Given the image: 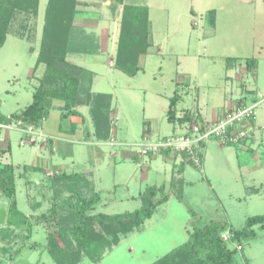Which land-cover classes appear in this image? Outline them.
<instances>
[{"label": "rangeland", "instance_id": "374dc122", "mask_svg": "<svg viewBox=\"0 0 264 264\" xmlns=\"http://www.w3.org/2000/svg\"><path fill=\"white\" fill-rule=\"evenodd\" d=\"M47 3L48 0H38L35 12L15 11L7 39L0 48V112L8 116L32 101L33 91L44 74L45 65L36 69L35 65ZM124 4L149 7L152 44L142 56L143 70L129 76L115 66L123 4L114 8L111 0H76L71 42L74 47L67 55L68 60L95 71V91L113 94L111 139L91 141L90 130L69 135L66 141L62 140L65 136H56V149L58 143L65 154L73 152L64 159L57 156L62 151H52L53 145L41 140L43 136L24 145L20 132L1 133L4 139L9 138L10 149L3 143L0 164L12 163L17 167L18 205L30 216L32 229L18 231L6 254L0 244V264H55L46 250L47 228L52 222L39 216L48 212L54 201L64 203L69 192L55 194L56 187L51 182L55 171L35 172L23 167L51 158L54 164H65L63 170L67 172H86L92 189L83 188V195L88 198L92 191L101 193L93 213L138 209L142 206L141 194L150 185L165 184L169 194L168 200L156 207L140 229L124 235L101 261L85 258L82 264H151L185 243L194 226L215 220L227 224L223 238H228L229 247L237 250V264H264V229L260 225L253 227L256 236L251 239H229L231 227L242 229L248 217L264 214V128L254 132V148L212 138L204 148L203 168L188 163L181 175L171 162L176 158L173 155L168 157L171 161L166 160L165 154L123 155L125 148H138L149 128L148 137L152 139L173 132L166 111L176 91L186 101L178 104H186L182 112L199 102L210 116L213 108L223 106L222 111L244 96L247 104H251L253 97L258 98L255 90L247 92L244 83L257 85L264 92V0H124ZM211 9L216 10L214 26L208 22ZM228 57L237 58L231 69ZM248 58L257 59L260 64L255 75L245 72ZM226 73L232 75L231 81L242 82L243 87L236 91L239 95L232 91L238 87L234 81L230 82L232 89L226 84ZM228 94L236 96L224 106ZM60 102L63 103L58 100L55 104ZM59 114L55 107L48 122H58ZM256 121H264V101L257 107ZM90 126L94 130L89 123ZM177 126L180 125L174 128ZM43 134L49 135L44 130ZM253 152L261 161L253 157ZM259 187V192H253V188ZM36 204L39 206L33 207Z\"/></svg>", "mask_w": 264, "mask_h": 264}, {"label": "trees", "instance_id": "16d2710c", "mask_svg": "<svg viewBox=\"0 0 264 264\" xmlns=\"http://www.w3.org/2000/svg\"><path fill=\"white\" fill-rule=\"evenodd\" d=\"M117 4H123V9L115 66L129 76H136L143 70L141 58L152 44L149 7L124 4V0H111L112 7L116 8ZM37 5L38 0H0V48L7 39L15 11L28 12L34 9L35 12ZM75 8L76 0H48L35 65L36 69L40 64H44L45 71L33 91L32 101L12 113L11 117L42 128L54 109V101L60 100L63 105L60 107L59 129L62 132L74 133L77 125L70 121V117L81 115L77 107L86 105L93 121L92 135L95 140L108 141L113 130V94L94 92L92 90L94 72L67 58L74 47L71 42ZM208 13V22L210 26H214L216 10L211 9ZM227 61L231 67L237 58L228 57ZM245 65L253 73L257 59L248 58ZM181 97L179 91L171 97L167 110L168 121L175 125H184L198 117L202 118L199 113L189 109L182 116H177V105ZM259 100L253 97L251 103ZM245 102L246 96L240 100V103ZM0 119L3 122L12 121L1 112ZM52 140L53 138L49 137L47 142L50 143ZM248 149L252 151L250 147ZM165 155L171 156L168 151H165ZM185 163L193 165L190 161ZM25 168L42 171V167L26 165ZM51 182L53 188L56 187L55 194L65 195V192H69L64 203L54 201L48 212L39 216L41 220L52 222L51 227L47 228L46 250L55 264H82L85 258L92 262L101 261L105 253L118 245L124 235L140 229L153 215L156 207L169 198L165 184L150 185L141 194L142 206L138 209L115 214L93 213L94 206L101 199V193L92 191L93 194L88 198L83 195V188L92 189L90 179L85 173L58 171L53 174ZM260 190V187L253 188V192ZM0 197L5 198L9 204L6 221L0 226V244H3L1 251L6 254L7 246L18 236V231L26 227L29 231L32 229L30 216L18 205L16 169L12 163L0 164ZM178 197L182 199L181 194ZM36 205L33 207L39 206ZM255 225H260L264 229V214L248 217L242 229L231 227L229 239L240 241L255 237L256 232L253 228ZM226 228V223L217 220L204 226H194L185 243L173 248L151 264H237V250L229 247L228 238H223L222 232ZM27 236H30V233Z\"/></svg>", "mask_w": 264, "mask_h": 264}, {"label": "built area", "instance_id": "2783aa9c", "mask_svg": "<svg viewBox=\"0 0 264 264\" xmlns=\"http://www.w3.org/2000/svg\"><path fill=\"white\" fill-rule=\"evenodd\" d=\"M264 101L262 97L258 102L247 104L233 101L229 106L216 114L211 119L196 118L191 123L180 124L173 132L158 139L145 137L136 150H132L134 155L152 157L157 154L176 155L185 162L203 168L204 148L206 143L212 138H218L225 144L243 146L249 145L254 132L264 128L257 124V107ZM11 122H3L0 119V149L3 146V130H17L24 134L23 144L30 145L35 140H47L50 135L43 134V130L33 124L25 123L22 120H15L11 116ZM38 138V139H37ZM117 144V143H116ZM131 146V145H129ZM246 147V146H244Z\"/></svg>", "mask_w": 264, "mask_h": 264}, {"label": "crops", "instance_id": "0c3cea01", "mask_svg": "<svg viewBox=\"0 0 264 264\" xmlns=\"http://www.w3.org/2000/svg\"><path fill=\"white\" fill-rule=\"evenodd\" d=\"M107 2H109V0H107ZM69 55V54H68ZM113 59V58H112ZM141 61H142V58H141ZM72 62H74V61H72ZM74 63H76V62H74ZM77 64V63H76ZM79 65V64H78ZM80 66H82V65H80ZM234 65H232L231 67H230V69L233 67ZM84 67V66H83ZM114 70V69H113ZM259 70H260V64L258 63V61H257V65H256V67H255V69H254V71H253V73H254V75L255 74H257L258 72H259ZM91 71H93L94 73H95V71L94 70H91ZM247 71H249L248 69H247V67H246V65H245V72L247 73ZM257 76V75H256ZM231 78H233L232 77V75H229L228 73H226V76H225V80H228V82H226V84L227 85H229L230 86V88L232 89V87H233V85L231 84V83H233V81L236 83V85H238V87L236 86L235 87V85H234V89H232V91H234V92H236V91H239V86L240 87H243L242 85V82L241 81H239V83H237L234 79H232V81L230 80ZM231 82V83H230ZM244 87H245V89L247 90V92L249 93L251 90H255L256 92H257V94L259 95V96H263L264 95V92L260 89V88H258V86L257 85H254V86H247V85H245V83H244ZM92 90L94 91V92H98L97 90L95 91L94 90V79H93V86H92ZM237 94L236 95H239V92H236ZM245 94V93H244ZM236 95H229L228 94V96H225L226 97V101H225V104H224V106H226L227 104H228V102H229V99L232 97V96H236ZM257 95V96H258ZM259 96H258V98H259ZM183 98L181 97V99H180V101H179V103L180 102H186L185 100H182ZM56 101H58V100H55L54 101V108L55 107H57L58 108V110H59V113H60V107L63 105V103H59L58 105L57 104H55V102ZM178 103V104H179ZM186 107V104H183V105H181L180 107L177 105V116H182L184 113H185V111H181V109H182V107ZM223 107V106H222ZM222 107H220L219 109L217 108V107H215V108H213L212 109V111H211V116H210V114L208 113V109L206 108V107H204V106H199V102H196V105L195 106H192L189 110H191V111H193V112H196V113H199L200 114V117H202V118H212V117H214L217 113H219L220 111H221V108ZM169 108V107H168ZM77 110L81 113V115H72L71 117H70V121L71 122H73V123H75L76 125H77V128H76V131L74 132V133H66V132H62V131H60V129H59V125H60V114H59V116H58V122H53V121H50V122H48V120H49V117H48V119H46L45 120V122L43 123V126H42V128H43V130L44 131H46L53 139H54V141H50V145L52 146L53 145V148H52V151H54V150H56V151H62V149L60 150V148H58V143H57V149L55 148V137L57 136V137H59V136H65V137H63V141H66L67 140V137H69V135L71 136V135H74V136H77V135H79L80 134V132H82L83 130H87V131H91V136L88 138L89 140H95V138H94V136L92 135L93 134V129H92V127L90 126V128H89V123L90 124H92L93 125V121H92V118H91V115H89V107L88 106H86V105H80V106H78L77 107ZM168 110V109H167ZM52 112V111H51ZM167 112V111H166ZM2 114H4V115H9V114H5V113H3V112H1ZM12 114V113H11ZM112 117H113V114H112ZM51 122H53V124L52 125H50L51 124ZM84 123H86V124H88V125H86V127L84 128V129H81V126L84 124ZM113 123H114V119H113ZM258 125H261V126H264V121H261V122H258L257 123ZM171 125H172V131H174V127L177 125H175V124H173V123H171ZM94 127V126H93ZM174 128V129H173ZM15 131H17V130H15ZM19 132V131H18ZM21 133V132H20ZM87 133V132H86ZM171 133V132H170ZM170 133H166V134H162V135H159V137L158 138H161V137H163V136H165V135H168V134H170ZM22 134V137L24 136V134L23 133H21ZM84 136V135H83ZM144 136H149V137H151V131H150V128L147 130V131H145V133H144ZM21 137V138H22ZM82 138V137H81ZM87 139V140H88ZM157 139V138H156ZM22 140V139H21ZM20 140V141H21ZM109 141V140H108ZM256 142V139H254V138H252L251 139V141H250V143H249V145H251L250 147L251 148H254V143ZM9 143V138H7V137H5V139H4V144H6L7 145V147H8V150L10 149V145L8 144ZM125 144H127V143H125ZM25 145V144H24ZM256 147V146H255ZM62 153L63 154H60V155H57V156H61V157H63L64 159H67V158H69V155H73V152L71 151V152H68V153H66L65 154V152H63L62 151ZM253 154V157L254 158H258L259 159V157L260 156H257L256 154L254 155V152L252 153ZM123 155H125V156H130V157H136L135 155H134V153L132 152V150H130V149H124L123 150ZM257 156V157H256ZM71 157V156H70ZM168 157H170V156H166V160H168V161H171V159L170 158H168ZM153 158H156V157H153ZM52 159V158H51ZM51 159H40L38 162H37V165H29V164H25L23 167L25 168V166L26 165H28V166H31V167H42V169H44V172H46L47 171V173L48 172H58V171H56V170H61V171H65V172H67L66 170H63V169H65V164H61V163H57V164H54L52 161L53 160H51ZM260 160V159H259ZM261 161V160H260ZM172 163H173V165L175 166V169L177 170V172L179 173L178 175H181V174H183L184 173V171H185V168H186V165L188 164V163H185L184 161H181V160H179L178 158H175V159H172V161H171ZM263 166H264V164H262ZM15 166V165H14ZM15 169H17V167H15ZM30 170H33V169H29L28 171H30ZM35 172H37L38 170H34ZM177 172L175 173V175L177 174ZM67 173H70V172H67ZM72 173H74V172H72ZM83 173H86V172H84L83 171ZM39 179L37 178L36 179V181H38ZM40 183V182H39Z\"/></svg>", "mask_w": 264, "mask_h": 264}, {"label": "water", "instance_id": "95a60500", "mask_svg": "<svg viewBox=\"0 0 264 264\" xmlns=\"http://www.w3.org/2000/svg\"><path fill=\"white\" fill-rule=\"evenodd\" d=\"M8 208V201L5 198L0 197V226L4 225L6 221Z\"/></svg>", "mask_w": 264, "mask_h": 264}]
</instances>
